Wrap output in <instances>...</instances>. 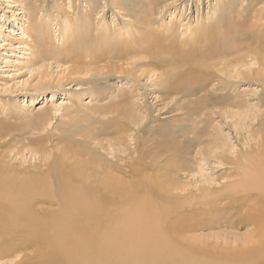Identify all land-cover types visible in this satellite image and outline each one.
<instances>
[{
    "label": "rangeland",
    "instance_id": "obj_1",
    "mask_svg": "<svg viewBox=\"0 0 264 264\" xmlns=\"http://www.w3.org/2000/svg\"><path fill=\"white\" fill-rule=\"evenodd\" d=\"M15 1L24 5V12ZM258 14L264 16V0H0V126L9 128L0 139V156L18 167L23 158V167L39 165L28 152L36 138L30 122L59 108L49 128L55 146L60 137H73L63 132L72 113H85L95 121L91 125L96 127L92 134L96 144L91 146L97 145L100 154L114 162L128 164L148 155L149 164H159L174 180L195 189L224 186L235 179L239 160L264 143V80L255 75L258 67H251V73L248 67L239 69L240 76L230 77L211 65L204 69L211 79L204 90L200 85L192 87L194 94L186 90L171 94L169 73L153 72L161 61H170L171 54H147L142 32L159 33L169 49L182 43L194 49L206 45L205 35L223 32L216 27L219 24L243 20L248 26ZM146 18L149 24L143 22ZM29 23L27 30L24 24ZM70 23H76L75 37L67 39L61 33L58 37ZM119 35L127 45L123 50L114 45ZM101 38L112 45L92 52ZM223 38L216 46L230 48L232 37ZM236 39L238 47L247 42L245 37ZM21 41L31 51L19 48ZM226 64L228 60L220 70ZM180 69L177 74L184 68ZM107 108L114 113L105 117L91 113ZM116 119L128 126L121 139L111 132ZM227 223L197 229L186 237L196 248L208 249L197 241L224 239L237 248L235 239L242 240L251 229Z\"/></svg>",
    "mask_w": 264,
    "mask_h": 264
},
{
    "label": "bare ground",
    "instance_id": "obj_2",
    "mask_svg": "<svg viewBox=\"0 0 264 264\" xmlns=\"http://www.w3.org/2000/svg\"><path fill=\"white\" fill-rule=\"evenodd\" d=\"M15 3L25 11L24 5ZM263 19L258 14L248 26L243 20L232 25L221 23L216 27L223 32L205 35L206 45L194 49H186L182 42L169 49L165 37L150 30L142 32V40L148 46L147 54H171L170 61H161L153 70L155 75L160 70L169 73L166 80L171 94L186 90L189 95L194 94L193 86L205 89L210 74L204 69L211 65L230 77L240 76L243 72L239 69L245 67L251 73V67L257 66L255 75L264 80ZM144 20L149 24L147 18ZM25 25L27 30L31 27V23ZM75 27L76 23L65 24L55 35L74 38ZM237 36L247 42L236 46ZM221 37H232L228 39L230 48L216 46ZM123 39L116 37L118 50L127 46ZM99 42L92 52L112 45L109 39ZM18 47L31 51L25 41ZM185 67L188 70L184 71ZM179 68L184 69L177 74ZM57 110L40 113L29 125L36 138L31 140L34 146L27 149L39 165L23 167V158L18 167L0 156V264H264V143L254 153L242 156L233 181L221 188L208 184L195 189L174 180L159 164H149L148 155L136 162L132 158L128 164L123 160L122 165L100 154L92 135L95 121L85 113H72L73 119L64 124L63 132L67 130L65 135L73 137H60L55 146L49 128ZM104 110L91 113L105 117L115 111ZM7 130L0 126V139ZM126 130L122 120L111 123V132L120 139ZM220 222L251 230L242 240L235 239L237 248L227 245L226 239L197 241L208 249L196 248L191 245L192 238L186 237Z\"/></svg>",
    "mask_w": 264,
    "mask_h": 264
}]
</instances>
